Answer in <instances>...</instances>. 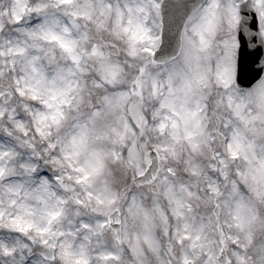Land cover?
Segmentation results:
<instances>
[{"label": "snow or ice", "instance_id": "snow-or-ice-1", "mask_svg": "<svg viewBox=\"0 0 264 264\" xmlns=\"http://www.w3.org/2000/svg\"><path fill=\"white\" fill-rule=\"evenodd\" d=\"M0 264H264V0H0Z\"/></svg>", "mask_w": 264, "mask_h": 264}, {"label": "water", "instance_id": "water-1", "mask_svg": "<svg viewBox=\"0 0 264 264\" xmlns=\"http://www.w3.org/2000/svg\"><path fill=\"white\" fill-rule=\"evenodd\" d=\"M170 3H187L188 0H169ZM167 39V36H166ZM253 56L248 52L246 46L242 47L238 52L239 76L242 83L247 82L254 75L252 72L251 61Z\"/></svg>", "mask_w": 264, "mask_h": 264}]
</instances>
